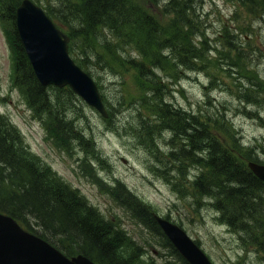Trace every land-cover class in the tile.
<instances>
[{
	"label": "rangeland",
	"instance_id": "1",
	"mask_svg": "<svg viewBox=\"0 0 264 264\" xmlns=\"http://www.w3.org/2000/svg\"><path fill=\"white\" fill-rule=\"evenodd\" d=\"M33 1L46 11L44 6L51 0ZM136 1L144 4V0ZM195 3L201 8L192 29L196 41L204 43V59L197 65V71L191 72L169 64L171 58L164 54L169 62L164 68L178 69L174 74L158 70L166 99L172 106L196 115L229 145L239 140L245 148L254 147L258 151L257 161L263 163L264 16L259 0L201 3L195 0ZM146 10L164 26L174 16L164 11L162 2L146 5ZM50 18L60 29L68 31ZM8 26L0 19V114L11 120L35 156L142 248L144 262L167 264L168 252L159 245L161 237L153 235L110 196L107 188L117 181L150 204L158 215L181 225L214 264H264V246L260 247L264 240L260 232L252 238L260 240L261 245H254L252 240L253 246L246 248L242 238L249 237L245 232L236 234L221 225L214 208L194 195L192 180L198 174L197 166L193 162L171 161L170 153L177 152L180 143L172 144L171 131L159 125L156 116L141 106L144 93L136 81L135 70L121 69L119 75L110 71L109 65L114 61L110 53L104 54L105 62H91L94 78L113 118H103L75 94L65 97L66 106L62 110L70 111L69 119L85 134L87 142L81 146L73 140H61L62 136L57 139L46 131L13 83L14 60L6 33ZM237 35L242 38L236 41ZM112 44L118 64L129 58L140 60L135 47L116 39ZM77 46L74 44L80 52ZM142 125L152 127V131H143ZM229 130L235 134L228 135ZM260 219H264V214Z\"/></svg>",
	"mask_w": 264,
	"mask_h": 264
},
{
	"label": "trees",
	"instance_id": "2",
	"mask_svg": "<svg viewBox=\"0 0 264 264\" xmlns=\"http://www.w3.org/2000/svg\"><path fill=\"white\" fill-rule=\"evenodd\" d=\"M21 1L0 0V19L10 25L6 33L14 60V85L21 90L28 106L49 134L57 139L62 136L63 141H76L82 146L87 142L85 134L73 119H69L70 111L62 110L66 106L64 98L74 93L70 88L40 84L17 34L16 10ZM160 2L168 15H174L168 19L167 26L146 10V5ZM195 5V0H144V4L136 0H51L44 8L58 24L67 28L70 54L90 75L94 76L91 62H105L104 54L108 53L114 59L109 65L110 71L119 75L121 69L135 70L136 81L144 93L141 106L172 134L188 135L186 144H179L177 152L171 151V161L193 162L197 166L198 174L192 180L194 195L214 202L221 215L220 221L237 234L245 232L249 238L241 237L242 241L252 245V240L256 239L252 236H257L258 232L264 240V219H260L264 214V183L246 165L247 160L257 162L255 154L258 151L254 147L245 148L239 140L229 145L228 141L215 136L196 115L169 104L163 79L158 76V70L171 74L178 71L164 68L166 61L169 63L165 53L171 58L169 64L191 72L196 71L204 59V43L196 41L197 35L194 36L192 29L200 7ZM259 6L264 16V0H259ZM239 38L242 37L237 35L236 41ZM115 39L138 48L140 60L129 58L118 64L112 44ZM112 117L113 113H110L108 120ZM142 126L143 131H152V127ZM227 134L235 133L229 130ZM107 191L122 209L153 235L161 237L163 248L181 264H188L163 235L145 201L120 181ZM0 212L12 216L25 229L48 240L67 256L83 254L99 264H156L144 262L142 248L135 245L124 230L107 220L77 189L31 153L19 130L2 114ZM253 243L261 245L260 240Z\"/></svg>",
	"mask_w": 264,
	"mask_h": 264
},
{
	"label": "water",
	"instance_id": "3",
	"mask_svg": "<svg viewBox=\"0 0 264 264\" xmlns=\"http://www.w3.org/2000/svg\"><path fill=\"white\" fill-rule=\"evenodd\" d=\"M17 30L26 53L43 86H65L107 117L99 90L92 78L69 56V38L31 0L17 9ZM264 182V165L249 163ZM159 225L189 264H212L179 226L156 217ZM0 264H95L84 256L67 258L37 235L23 229L12 217L0 213Z\"/></svg>",
	"mask_w": 264,
	"mask_h": 264
},
{
	"label": "bare ground",
	"instance_id": "4",
	"mask_svg": "<svg viewBox=\"0 0 264 264\" xmlns=\"http://www.w3.org/2000/svg\"><path fill=\"white\" fill-rule=\"evenodd\" d=\"M113 2V1H112ZM150 30V29H149ZM138 49V48H137ZM136 49V50H137ZM148 53V52H147ZM164 65V64H163ZM140 70V69H139ZM153 92V91H152ZM148 100V99H147ZM156 100V99H155ZM105 109H106V113H107V118H109L110 117V112L108 111V109L105 107ZM98 111V110H97ZM126 111V110H125ZM113 118V117H112ZM190 132H188V134H189ZM188 135H179V137H178V135H175V134H172L171 133V135H170V137H169V139H170V142L173 144V143H183V144H186L187 143V137ZM233 161V160H232ZM247 168H249L250 170H251V168L249 167V166H247ZM224 178V177H223ZM237 178V177H236ZM246 178H247V176H246ZM227 179V178H226ZM232 181V180H231ZM224 184V183H223ZM225 190V189H224ZM223 191V190H222ZM224 196H225V194H224ZM223 205V204H222ZM201 207V206H200ZM85 257H87V256H85Z\"/></svg>",
	"mask_w": 264,
	"mask_h": 264
}]
</instances>
